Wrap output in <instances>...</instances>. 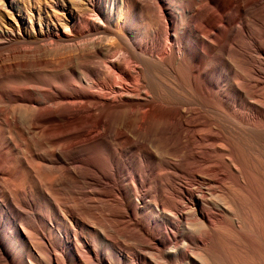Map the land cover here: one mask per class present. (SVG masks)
<instances>
[{
	"label": "bare ground",
	"instance_id": "1",
	"mask_svg": "<svg viewBox=\"0 0 264 264\" xmlns=\"http://www.w3.org/2000/svg\"><path fill=\"white\" fill-rule=\"evenodd\" d=\"M51 1L68 8L64 22L27 31L0 20V228H11L0 231V264H264V117L235 107L264 109L250 80L264 49L241 47L251 34L214 33L223 17L205 5L225 12L235 0ZM238 1L235 19L264 38V5ZM77 99L98 117L72 119ZM191 114L197 133L217 132L206 157L184 128ZM92 123L104 137L74 145ZM184 176L197 186L180 207L172 181ZM115 192L125 200H104ZM133 204L173 224V238L148 240Z\"/></svg>",
	"mask_w": 264,
	"mask_h": 264
},
{
	"label": "rangeland",
	"instance_id": "2",
	"mask_svg": "<svg viewBox=\"0 0 264 264\" xmlns=\"http://www.w3.org/2000/svg\"><path fill=\"white\" fill-rule=\"evenodd\" d=\"M252 1H253L252 5L254 7H256L260 4L264 5V0H252ZM18 2L20 4L19 10L18 11H12L10 8L5 6V4H6L5 0H0V20H2L3 22H9V21H11L12 18L22 19L24 26H25L27 31L32 26L35 28H40L39 22L43 19L46 20L45 22L58 21L59 23H61V22H64L68 16V8H64V7L62 8V7L56 6L55 3H53L51 0H18ZM74 3H75L74 1H71L69 4L70 7H72ZM207 3H205L206 8L214 10L216 14L221 15L223 17L222 20H220L218 22V29L213 31L214 33H218L220 36L225 30L232 29L235 33L243 32L246 34H251L254 39L250 40V44H247L246 46L241 45V47L245 50H248L249 47L253 48L254 50H259L260 48L264 49V40H263L264 38L262 36H259L258 33H256L255 31H253L251 29L249 30L247 28V26L245 25L242 18L235 19L236 6L239 3L238 0H235V2L233 3V6L228 8L225 12H223V10L220 9L216 5L215 2H209V4H207ZM170 43L174 44V41H170ZM228 43H229L228 45H232L233 40L229 41ZM133 65H136V64L132 63V65H130L131 69H134L133 67H135V66H133ZM254 72H255V74L253 75L252 78H250V80L253 83L257 82V83H255V84H258V86H257L258 90L257 91H264V90H262V89H264V87H263L264 81H262V80H264V70H262V73L257 71V70H255ZM207 73H209V72H207ZM256 76L259 78V80ZM207 80L210 84L214 85L215 87L219 86L218 80L213 74H211V73L207 74ZM259 87L262 89H260ZM92 91L93 92H104V93L108 94L107 96L111 95L106 91L100 90L99 88L97 89L96 87L93 88ZM70 104H71V107H70ZM89 105H91V104L88 101L84 102V100L82 101L81 99L72 100L68 104V107L72 108L74 106L72 108L74 110H70V108H69V111H71L69 116L73 119L74 114H71V113L75 112V114H80V115L82 114L83 116H85L87 114L85 116L87 118H88V116H91L90 118H88L90 120L96 119L98 117L99 112L96 109V106L93 105V108H92L91 107L92 105L91 106H89ZM235 107L240 112L247 113V114H249V113L252 114V112H253L255 115H259V116L264 117V109L251 110L247 106H245V108H242V107H239V105H235ZM91 109H93V110H91ZM149 109H150V107L148 105H144L141 107L142 111H147ZM191 116L196 122H198V118L194 114H191L188 117L190 119L189 120L187 119L188 125L184 126V128H187V127L190 128L187 130H189V132L191 130L190 133L195 134V136L197 134L196 140H198L197 142L199 143L198 144L199 148H200L199 151H201L203 153V156L205 155V157H206L207 156L206 153H209L208 149H211L214 146L212 136L215 135L217 132L212 131V133H211V132L200 130L201 132L198 131V133H197L196 129H197V124L199 122L196 123L191 118ZM193 116H195V117H193ZM189 122H190V126H189ZM191 123H192V125H191ZM92 127H93V123L90 124L89 126H87L79 134L72 135L71 137H72V140L74 142V145H80L84 141H89L92 139L104 137V130L101 126H98V125L95 126V124H94V127L93 128ZM89 132L91 134H89ZM203 143L205 146L202 145ZM206 146H208V147H206ZM210 146H211V148H210ZM211 154H213V153H211ZM127 167L131 173V180L134 181L137 170L135 169L134 164H131V163H129L127 165ZM170 170L173 171V169H170ZM214 175L219 180V182H222L224 180V176L222 175L221 172L217 171V172H215ZM192 184H195V186H197L196 179L195 178L192 179V178H189L186 176L172 181V187L177 191V194H178L177 200L179 199L178 202H179L180 207L184 204V202H186L189 199V196H190L189 194L195 190V186ZM188 187H190V188H188ZM92 188H93V190L96 188L99 189L98 187L91 186V187H88V191L89 190L93 191ZM171 190L172 189H168L169 192H173V190L172 191ZM86 191H87V189H86ZM153 191H154V189L147 186V185L144 188H141V187L138 188V192L141 195H145V197L147 195L153 193ZM115 195H116V197L115 196H109L106 198L107 199L110 198V199L107 200L106 198H104V200L108 201V202H115V201H122L123 202L125 200V197L123 194L115 192ZM119 195L121 197H119ZM146 198H148V197H146ZM132 208L136 211L137 219L141 220V222L144 223L145 225H147L149 227V229L151 230V232L153 234L152 236L145 235V236H147L146 238H148V240H150V241L153 240L152 242H156L158 239L164 240V239H168V238H173L174 234H176V228L173 224H171V223H163V224L153 223V220L151 219V217H149L150 215H153L152 212H150L148 210L147 211L139 210L136 207V205H134V204L132 205ZM25 209L29 212H34V210L30 207H25ZM123 209H125V207H123ZM206 212L208 214H210L212 216V218H214L215 216L218 217L220 214L218 211H216V210L214 211V209H211L209 207H206ZM263 215H264V213L261 216H263ZM54 219H55V221L59 222V218L57 216H55ZM126 221H129V219H125V222ZM131 222H133V221H131ZM134 229L139 231V232H142V230L138 229V227H136ZM0 231L3 232V235L8 234V232L11 231V228H10V226H5V227L0 228ZM54 241L57 243H66V240L64 239V237L56 238V239H54ZM57 252L59 253L58 255H59L60 259L64 260V257H65L64 251L62 252L60 250H57ZM126 252H127L128 258L134 262L135 257H136L135 256L136 255L135 250L132 248H129L126 250ZM1 253H2V251H1ZM62 253H63V255H62Z\"/></svg>",
	"mask_w": 264,
	"mask_h": 264
}]
</instances>
